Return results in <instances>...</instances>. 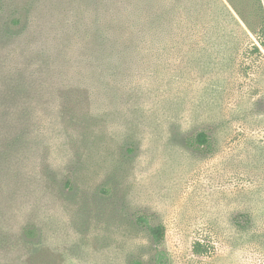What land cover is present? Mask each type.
I'll return each instance as SVG.
<instances>
[{
    "label": "rangeland",
    "instance_id": "1",
    "mask_svg": "<svg viewBox=\"0 0 264 264\" xmlns=\"http://www.w3.org/2000/svg\"><path fill=\"white\" fill-rule=\"evenodd\" d=\"M130 1L0 0V264H264V0H222L246 36L101 55Z\"/></svg>",
    "mask_w": 264,
    "mask_h": 264
},
{
    "label": "trees",
    "instance_id": "2",
    "mask_svg": "<svg viewBox=\"0 0 264 264\" xmlns=\"http://www.w3.org/2000/svg\"><path fill=\"white\" fill-rule=\"evenodd\" d=\"M128 1L130 0H115V3L123 5ZM132 2L130 1V7H113L111 21H104L110 32L99 28L96 42L101 55L104 56V52L111 49L110 39H112L115 46L111 50L121 52H124L122 45L126 43L128 51H139L143 54V52H147V44H150L149 54L152 53L155 61L158 54L164 55L180 50L179 34L206 40L208 47H212L213 39L219 43L218 39L226 36L223 30L225 25L222 21H225L227 17L233 20V28L238 30L240 35H248L222 0H132ZM101 3L104 5L101 11H106V0H101ZM208 15L214 18L213 25L208 24ZM245 24L256 36L258 42L263 45L259 35L260 31L258 34L251 25L247 22ZM120 45L121 47H119ZM255 48L258 50L256 45ZM76 87L80 86L76 85ZM196 137L197 140L204 141L205 134L199 132ZM68 184L69 181L66 185ZM137 220L140 223H145L142 216H139ZM146 226L154 240L159 242L164 234L163 226L150 224H146ZM34 228L27 225L22 230L21 239L26 248L33 245V239L36 237ZM7 244L8 242L0 237V245L6 246ZM21 258H23L22 264H32L31 258L29 260L25 257ZM156 263L165 264L163 253L158 254Z\"/></svg>",
    "mask_w": 264,
    "mask_h": 264
}]
</instances>
